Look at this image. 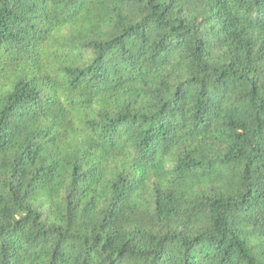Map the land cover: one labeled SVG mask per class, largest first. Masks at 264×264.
I'll list each match as a JSON object with an SVG mask.
<instances>
[{
  "label": "trees",
  "instance_id": "obj_1",
  "mask_svg": "<svg viewBox=\"0 0 264 264\" xmlns=\"http://www.w3.org/2000/svg\"><path fill=\"white\" fill-rule=\"evenodd\" d=\"M0 264H264V0H0Z\"/></svg>",
  "mask_w": 264,
  "mask_h": 264
}]
</instances>
